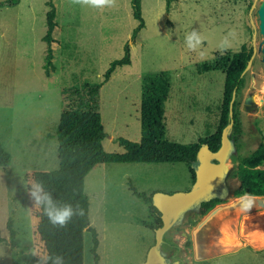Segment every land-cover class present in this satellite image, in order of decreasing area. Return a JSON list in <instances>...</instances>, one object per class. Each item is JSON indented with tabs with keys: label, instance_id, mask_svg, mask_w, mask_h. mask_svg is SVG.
Wrapping results in <instances>:
<instances>
[{
	"label": "rangeland",
	"instance_id": "obj_1",
	"mask_svg": "<svg viewBox=\"0 0 264 264\" xmlns=\"http://www.w3.org/2000/svg\"><path fill=\"white\" fill-rule=\"evenodd\" d=\"M47 1L18 0L15 5L0 6V144L10 155L9 163L0 166V235L5 238L0 244V264H32L33 256L44 254L60 255L64 264H93L90 236L85 229L62 232L59 246L38 235L44 228L40 225L43 210L34 206L29 189L33 181H41L62 203L61 191L52 179L57 174L74 194L87 197L89 223L98 238L97 264H139L153 243L154 232L137 223L136 219L147 218V208L131 193L127 182L147 195L185 191L192 185L187 167L183 162H109L97 163L85 174L59 170L53 133L64 105L61 90L100 81L109 62L122 56L123 45L128 42L130 63L116 66L112 78L99 89V113L106 133L103 149L122 152L115 137L137 141L149 128L163 140L192 143L196 136L215 130L223 87V71L198 68L218 53L238 51L242 43L252 47L259 0L250 13L253 0H175L167 13L164 0H140L144 27L134 40L130 36L137 20L132 16L130 0H116L114 7L100 8L74 4L72 0H51L57 26L51 45L54 69L48 76L43 68L46 44L42 40ZM192 30L204 37L196 51H189L185 41ZM259 40L256 30L255 47ZM224 41L227 46L222 49ZM260 57L255 50L243 73L244 84L234 96L241 135L238 149L230 145L222 161L225 177L217 194L224 201L215 204L220 209L221 231L202 229L207 211L200 215L193 213L195 205L188 208L162 236L160 251L173 254L165 264H264V259L251 254L264 255V246L256 248L248 233L241 232V226L254 223L264 212V196L251 208L228 204L237 197L232 194L238 184L232 173V157L249 152L260 136L264 140V100L258 103L264 93V62ZM160 71L163 73L155 92L150 98H142L141 76ZM166 84L171 101L176 102L186 86L199 105H194L193 115L180 100L171 102L173 109L162 122L165 130L160 136L154 111ZM247 95L253 96L250 105H244ZM8 218L13 237L5 226ZM174 229L188 236L173 233ZM205 235L210 239L206 243L202 241ZM185 240L189 244L183 245ZM197 243L201 246L198 256L193 249ZM234 251L230 256L213 257Z\"/></svg>",
	"mask_w": 264,
	"mask_h": 264
},
{
	"label": "trees",
	"instance_id": "obj_2",
	"mask_svg": "<svg viewBox=\"0 0 264 264\" xmlns=\"http://www.w3.org/2000/svg\"><path fill=\"white\" fill-rule=\"evenodd\" d=\"M175 0H164V10L167 13L171 3ZM18 0H1L0 6H12L17 4ZM49 5L46 11L45 21L46 29L42 40L46 44V53L44 55L43 68L48 76L54 69L52 63L53 53L51 45L55 41L52 33L57 26L55 6L51 0L46 2ZM131 13L137 24L132 29L131 40H134L137 33L144 27V21L141 16L140 0H130ZM252 47L242 44L236 52H224L216 54L212 61L203 62L199 70H221L223 71V87L220 104V114L217 126L211 134L205 138L198 137L196 141L189 144H179L158 138L147 129V133L142 135L137 141H131L124 137H115L117 143L123 148L122 152H108L103 149L102 139L106 136L103 130L99 113V89L110 77L111 72L118 65L130 63L129 44L123 45V54L121 57L109 62L98 82H84L80 86H70L62 88L64 105L60 112L53 136L56 140L57 167L62 171H78L82 174L87 173L97 163L109 162H142V163H175L183 162L190 177L191 182L195 178L196 151L203 143H207L211 150H217L221 144V134L230 119L232 125L228 130L227 137L230 144L238 149L239 137L241 135V121L236 109V100L233 99L231 116H229V101L232 90L239 91L244 84V70L246 63L251 55ZM160 73H147L141 77V95L142 98H150L155 92V84ZM161 107L155 105L154 116L155 124L160 127L162 133ZM234 168L233 175L238 180L237 186L233 189V196L242 194L264 195V140L260 136L253 149L243 155L236 154L232 157ZM10 155L0 144V166H6L9 163ZM61 191L63 197L62 203L79 206L83 209L82 216H74L66 227L53 226L46 215L41 218L43 225L38 235L41 238H48V242L56 246L62 243V232L72 231L74 229H85L90 236L89 252L92 255L93 264H97L99 255L96 251L98 245L97 232L89 223L88 219V200L85 195L74 194L69 186L62 181L61 177L52 175ZM128 188L131 193L141 200L147 208L146 219H136L137 223L145 226L154 232L162 223L160 212L152 204L151 195L138 191L135 186L128 181ZM221 194H214L201 200L197 206V214H204L215 204L222 202ZM6 229L9 236L13 237L14 230L10 218L6 220ZM47 234V232H49ZM166 232V231H165ZM164 232V233H165ZM163 233V234H164ZM5 238L0 235V244ZM185 244H189L188 241ZM45 255V254H44ZM43 255H35L31 258L32 264H39V259ZM50 264V262H49Z\"/></svg>",
	"mask_w": 264,
	"mask_h": 264
},
{
	"label": "water",
	"instance_id": "obj_3",
	"mask_svg": "<svg viewBox=\"0 0 264 264\" xmlns=\"http://www.w3.org/2000/svg\"><path fill=\"white\" fill-rule=\"evenodd\" d=\"M257 0H253L250 4L249 13L254 7ZM257 26L253 28L252 33V52L246 63L242 73L250 66L255 50L260 52V60L264 62V0H259L255 8ZM251 25L254 23L250 17ZM256 30L260 34V40L257 47L254 46V37ZM235 96V89L232 90L229 101V116H231L232 102ZM264 100V93L260 95L258 103ZM253 103V96L247 95L244 98V105ZM245 107V106H244ZM243 107V108H244ZM232 125V119L228 122L221 134V144L217 150H211L207 143H203L196 151V165L195 178L192 182L191 188L185 191H175L172 193H165L162 191H154L151 195L152 204L160 212L161 225L154 230L153 243L148 247L144 260L139 264H165L166 258L159 249L163 233L173 223L175 218L182 214L185 210L192 206H198V203L208 198L211 195L217 194L218 190L223 187V180L225 177V169L222 161L226 158L230 144L227 137L228 130ZM224 162V161H223ZM240 196L260 198V195L242 194ZM201 221L197 223L196 228L200 227ZM198 229V228H197ZM178 231H174V233ZM184 237V231L178 232Z\"/></svg>",
	"mask_w": 264,
	"mask_h": 264
},
{
	"label": "clouds",
	"instance_id": "obj_4",
	"mask_svg": "<svg viewBox=\"0 0 264 264\" xmlns=\"http://www.w3.org/2000/svg\"><path fill=\"white\" fill-rule=\"evenodd\" d=\"M74 4L89 5L92 7H114L116 0H72ZM202 37L196 30H192L185 37L189 51H196L203 44ZM227 46V41L221 43L223 49ZM29 195L34 201V206L41 208L53 226L66 227L74 216H82L83 209L79 206L74 207L69 203H59L52 193L47 191L41 181H33L29 189ZM64 264V258L60 255L45 254L40 257L39 264Z\"/></svg>",
	"mask_w": 264,
	"mask_h": 264
},
{
	"label": "bare ground",
	"instance_id": "obj_5",
	"mask_svg": "<svg viewBox=\"0 0 264 264\" xmlns=\"http://www.w3.org/2000/svg\"><path fill=\"white\" fill-rule=\"evenodd\" d=\"M228 204H230V205L238 204L239 207H243L244 206L246 208H251L253 206H256L258 204V201H257V198L237 196V197H234ZM218 206L219 205L213 206L211 209H209L203 215V217H202V220H203L202 221L203 222L202 223V229H207L208 227H211L210 228L211 230L215 228V230H217V231L220 230L221 231V227H220L221 225L219 223V214H220L219 210L220 209H218ZM256 219L257 220L254 223L251 222L252 224H250V225H248L246 227L245 226H241V232L242 233H248V235L250 237V239H249L250 242L254 246H256V248H257V247H263L264 246V212H260V214L258 215V217ZM228 234H230V233L228 232ZM202 241L204 243H206L207 241H210V239L208 240L207 236L205 235V238L203 237ZM200 247L201 246L198 243H197V245L193 244V249H194V253H195L196 256H198V251H199Z\"/></svg>",
	"mask_w": 264,
	"mask_h": 264
},
{
	"label": "crops",
	"instance_id": "obj_6",
	"mask_svg": "<svg viewBox=\"0 0 264 264\" xmlns=\"http://www.w3.org/2000/svg\"><path fill=\"white\" fill-rule=\"evenodd\" d=\"M249 39V37H247V40ZM248 42L249 41H247V44H248ZM243 44V43H242ZM241 44V45H242ZM245 44V43H244ZM240 45V46H241ZM246 45V44H245ZM239 49H240V47H239ZM115 69V68H114ZM114 71V70H113ZM113 71L111 72V74H110V77L108 78V80L107 81H109L111 78H112V76H113ZM201 71H203V70H201ZM155 73H163L162 71H160V72H155ZM142 77V76H141ZM223 77H224V74H223ZM163 78H165V71H164V76H163ZM158 81H160L159 80V78H158ZM156 85H157V83H156ZM166 87H167V84H166V86H165V88H164V90H163V92H162V95H161V98H160V106H161V111H162V114H161V118H160V122H161V124H162V134L160 135V136H162L163 135V133H164V130H165V125L162 123V122H164V119L166 118V116H167V114L170 112V111H172V106H171V102H173V101H171V95L169 94V92H170V89H166ZM178 100H180L181 101V103H182V105L184 106V108L187 110V112L188 113H191V114H193L194 115V110H195V106L194 105H196L197 107H198V105H199V102H198V100H197V98L195 97V95H193L192 94V92L191 91H189L188 89H186V86H184V89L182 90V92H181V95H180V97H178L177 98V101ZM176 101V102H177ZM176 102H173V103H176ZM221 104V103H220ZM220 114V113H219ZM196 123L197 122V120H193V123ZM214 132V131H213ZM143 133H144V130H143ZM212 133V132H211ZM210 133V134H211ZM209 135V134H208ZM208 135H205V136H196L195 137V139L197 140V138L198 137H201V138H205L206 136H208ZM109 138H111V136L109 135L108 136ZM195 140V141H196ZM96 165V164H95ZM68 172H71V171H68ZM78 172V171H77ZM82 174V173H81ZM78 180V179H77ZM237 251H234V252H228V253H224V254H220V255H216V256H213V257H217V258H222V257H224V256H230V255H232V254H235ZM251 254L252 255H254V256H260V258L261 259H264V255H262L261 253H258V252H252L251 251ZM209 258H211V257H209ZM205 259H207V258H205ZM201 260V259H200ZM174 263H177V261H174Z\"/></svg>",
	"mask_w": 264,
	"mask_h": 264
},
{
	"label": "flooded vegetation",
	"instance_id": "obj_7",
	"mask_svg": "<svg viewBox=\"0 0 264 264\" xmlns=\"http://www.w3.org/2000/svg\"><path fill=\"white\" fill-rule=\"evenodd\" d=\"M197 207V206H196ZM197 208H195V209H193L194 211H193V213H197V210H196ZM174 231H178V232H181L180 231V229H174L172 232L174 233ZM177 232V233H178ZM185 232V231H184ZM176 233V232H175ZM186 233V232H185ZM188 235H187V233H186V236L185 237H187ZM187 240H185L184 242H183V245H185V242H186ZM172 253V251H168L167 253H163V255L165 256V258H166V260L167 259H170L171 257H172V255L173 254H171Z\"/></svg>",
	"mask_w": 264,
	"mask_h": 264
}]
</instances>
